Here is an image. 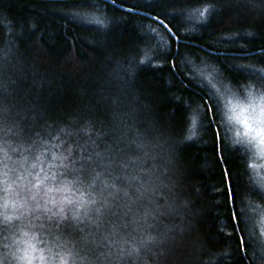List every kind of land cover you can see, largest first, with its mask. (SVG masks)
Here are the masks:
<instances>
[{
	"label": "trees",
	"instance_id": "1",
	"mask_svg": "<svg viewBox=\"0 0 264 264\" xmlns=\"http://www.w3.org/2000/svg\"><path fill=\"white\" fill-rule=\"evenodd\" d=\"M111 1L163 20L177 52L157 23L107 2L0 0V160L8 182L21 185L4 197L23 200L43 169L90 193L92 212L110 205L91 216L98 223L72 230L70 212L2 224L0 264H27L25 240L36 248L32 264H59L60 255L80 264L74 242L89 240L106 264H264L251 222L264 196L253 191L249 153L230 145L188 66L203 60L232 86L259 77L264 0Z\"/></svg>",
	"mask_w": 264,
	"mask_h": 264
},
{
	"label": "snow or ice",
	"instance_id": "2",
	"mask_svg": "<svg viewBox=\"0 0 264 264\" xmlns=\"http://www.w3.org/2000/svg\"><path fill=\"white\" fill-rule=\"evenodd\" d=\"M200 11V15H203L208 11V8H204ZM96 23H102L96 18H93ZM234 100L237 103L232 107L231 114L227 115L230 123L233 124L235 139L234 142L243 146L246 151L253 154V158L257 160H264V91L257 92L253 89H246L244 97L234 96ZM0 153H4L3 147L0 146ZM60 159L63 166V160L67 157L53 156V160ZM0 164L3 161L0 160ZM264 167V164L260 165ZM36 167L35 164L32 165ZM43 173V175H41ZM7 172L0 168V193H9L12 191V184H16L13 181L12 184L6 179ZM25 178L19 176L17 181H23ZM55 173L49 174L43 169L37 172L30 181L24 186L22 190L27 192L26 197L23 200H17L11 205L8 199L0 195V225L11 224L13 220H19L22 216L31 213H37L36 219H40L41 215L51 220L53 218H59V220L68 219V213H71V219L77 223H84L87 220L89 223H98V220L92 219L90 216L93 210L91 206L96 205L97 201L93 198H88L90 193L80 191L79 194L73 191L70 182L55 183ZM19 188L21 185L16 184ZM94 186V185H93ZM113 187H115L113 185ZM119 191V189H117ZM139 191V189H137ZM17 196L20 193H16ZM125 196H128V192H124ZM12 208V214H9L8 209ZM110 207L107 201L104 202L103 207H96L95 213L99 217L103 214L105 208ZM129 211L131 207L129 206ZM19 212V215L16 213ZM127 213H125L126 215ZM28 233L24 232L23 236L28 237ZM35 237H31L34 240ZM152 237L148 236L143 243L152 241ZM26 247L24 249V255L20 257L27 261V264H32L33 256L31 253L36 251L35 245L29 240L24 241ZM139 249L133 247L132 252H137ZM59 255V254H58ZM41 261H45L46 258L41 254L36 257ZM59 264H69L67 258L63 255L59 257Z\"/></svg>",
	"mask_w": 264,
	"mask_h": 264
},
{
	"label": "bare ground",
	"instance_id": "3",
	"mask_svg": "<svg viewBox=\"0 0 264 264\" xmlns=\"http://www.w3.org/2000/svg\"><path fill=\"white\" fill-rule=\"evenodd\" d=\"M52 1H58V0H52ZM99 1H101V2H107V3L115 6L116 8H119L122 11L128 12V11L124 10V8L127 9L126 7L120 6L119 4H117V3H115V2H113L111 0H106V1L99 0ZM117 5H119L120 7H118ZM131 10H133V9H131ZM134 11H137V10H134ZM137 12H140V13H134V12H128V13L138 14V15H141V16H144V17L150 19L151 21H153V22L157 23L159 26H161L169 34V32L166 30V28L161 24V23H163V24H165L169 28V26L165 22H163V20L157 18L156 16L147 14V13L142 12V11H137ZM143 14H146L148 16L143 15ZM93 18H95V16L89 17L88 21L89 22L95 21V20H93ZM169 30L172 32V30L170 28H169ZM170 36H171V38H173V40L175 42L174 51L176 53L177 52V44L179 43V40L175 36V34L173 32H172V35H170ZM212 53L217 54L216 52H212ZM254 54H257V53L256 52L255 53L243 52L241 54L237 53V56H245V55L246 56H251V55H254ZM234 55H236V54H234ZM201 61H202V63H204L203 60L189 61L188 62V66H192L193 72L195 74H197V75L199 74V72H198L199 67H197V66H198V64H200ZM171 68L173 70H175L173 65H171ZM251 70H256V68H252ZM206 72H208L209 75H212L213 74L210 69H207ZM257 72H258L259 77L258 76L251 75L249 77L248 82L243 83V84H240V85L232 86V90H234L237 94H244L245 93V90L246 89H249V88H251V89H253L254 91H257V92L264 91V64H261L260 65V70H258ZM200 75H202V74H200ZM203 75H205V74H203ZM216 78H217V76L214 79H216ZM198 79H200L199 80L200 86L203 87V90L207 94H209V96H210V98H211L212 103L214 104V106L216 108H219V101H218V99L216 97L217 95L214 94L212 87L209 86V83L206 82L205 77L204 76H198ZM206 103L209 105V103H208L207 100H206ZM197 123H198L197 125H199V121ZM197 127H199V126H197ZM224 132H225V136L230 141V145L231 146H239V147H241L243 149V151L245 152V154L247 155V152L248 151H246L243 146L235 143L234 141H231L229 139L228 133H227V131L225 129H224ZM246 161H247L248 169L251 171V160H249V159L247 160L246 159ZM25 162L26 161H24V164H25ZM251 181H252V184H253V187H254L253 188V191L256 192V194L260 195L261 197L264 196L263 195L264 189L261 186L255 185L253 179H251ZM150 182H151V180L149 181V183ZM122 194H124V192ZM136 200H137V202L139 203L140 206H141V203L144 202V200H141V198L139 196L136 197ZM131 202L134 203V198L133 197L130 199V203ZM134 206H135V203H134ZM255 211H256V208L253 209V211H251V215L252 216L255 214ZM90 216L97 217L96 216V213L95 212H92V211L90 213ZM258 216L261 217V215H258ZM255 218H256L255 219L256 222L260 219L258 217H255ZM68 224L70 225V228L72 230V229H75V227H73L72 225H74V226L77 225V222H75L72 219H70V221H68ZM260 225H261V228H262V230L264 232V222L262 220L259 221V227H260ZM97 228L99 230H104V228H102L101 226L100 227L98 226ZM8 231H9V229L7 230V227L5 225H2V227H0V248L3 246V244L9 238V235L7 233ZM69 235H70V232H69ZM89 241H87L83 245H81L79 242H74V247H75V249L77 251H74L73 253H77V257L80 259V264H86V263L87 264H89V263L90 264H106L104 262V259H103L102 255L100 254V252L97 251L96 248H95L96 241H90V242ZM262 256H264L263 253H262Z\"/></svg>",
	"mask_w": 264,
	"mask_h": 264
},
{
	"label": "rangeland",
	"instance_id": "4",
	"mask_svg": "<svg viewBox=\"0 0 264 264\" xmlns=\"http://www.w3.org/2000/svg\"><path fill=\"white\" fill-rule=\"evenodd\" d=\"M197 67H199L198 76H204L206 82L209 83V86L212 87L214 94L217 95L216 97L219 101L218 110H219L220 120L222 122L223 128L228 133L229 139L231 141H234L235 139L234 127L233 124L229 122L227 115L231 114L232 107L237 103V101L234 100L233 97L234 96H238L241 98L244 97L246 90L244 94H237L234 90H232V85L224 81L219 76V73L217 74L218 71H216V69L213 66L206 65L205 62L202 63L201 61ZM243 68H245L246 70H251L253 66L247 65L245 67L243 66ZM207 69H210L213 74L209 75V73L206 72ZM216 76L217 78L214 79ZM248 153H249V160H251L252 179L255 185L261 186L264 189V167L260 166L261 164H264V160L254 159L253 154L249 151ZM4 166H5L4 163L0 164V168H3V170H4ZM0 195L4 196V193H0ZM0 203H3V201L0 200ZM263 203H264V197L263 200L259 202V204H261L259 205V209L257 208L255 214L253 216L251 215V222H253L254 230L256 235L258 236L262 248V253L264 255V232L261 228V225L259 227V221L262 220L264 222V219H261V217L257 215L260 212L264 213ZM255 217H258L260 219L256 222Z\"/></svg>",
	"mask_w": 264,
	"mask_h": 264
},
{
	"label": "water",
	"instance_id": "5",
	"mask_svg": "<svg viewBox=\"0 0 264 264\" xmlns=\"http://www.w3.org/2000/svg\"><path fill=\"white\" fill-rule=\"evenodd\" d=\"M104 1H106V0H104ZM117 6L120 7L119 5H117ZM124 10H126L128 12L140 13V12H137V11H134V10H131V9H128V8L127 9L124 8ZM143 15H146V14H143ZM146 16H148V15H146ZM161 24L166 28V30L169 32V34L172 35V32L169 30V28L165 24H163V23H161Z\"/></svg>",
	"mask_w": 264,
	"mask_h": 264
}]
</instances>
